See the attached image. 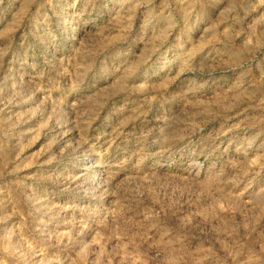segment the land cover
Listing matches in <instances>:
<instances>
[{"label": "rangeland", "instance_id": "1", "mask_svg": "<svg viewBox=\"0 0 264 264\" xmlns=\"http://www.w3.org/2000/svg\"><path fill=\"white\" fill-rule=\"evenodd\" d=\"M0 264H264V0H0Z\"/></svg>", "mask_w": 264, "mask_h": 264}]
</instances>
